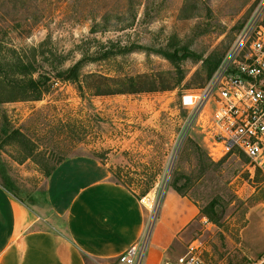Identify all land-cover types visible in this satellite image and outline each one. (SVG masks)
<instances>
[{
    "label": "rangeland",
    "instance_id": "rangeland-1",
    "mask_svg": "<svg viewBox=\"0 0 264 264\" xmlns=\"http://www.w3.org/2000/svg\"><path fill=\"white\" fill-rule=\"evenodd\" d=\"M259 13L264 14V0H0V56L9 49L31 56L36 49L40 70L49 75L56 73L51 65L68 67L86 58L84 81L99 73L159 85L111 95L84 88L83 95L77 83L54 79L39 100L0 105V129L5 112L10 126L30 139L4 145L0 140V168L14 181L15 192L37 214L53 218L45 169L73 155L98 157L113 180L135 193L150 184L141 199L154 234L166 190L178 176L198 214L176 228L157 264H175L194 241L209 264L260 258L264 177L260 171L251 176L239 152L213 159L204 121L194 124L183 102L184 95L206 85L215 59L223 60ZM106 51L113 54L101 58ZM162 83L173 86L164 90ZM30 146L34 158H24ZM1 175L0 170V181Z\"/></svg>",
    "mask_w": 264,
    "mask_h": 264
},
{
    "label": "crops",
    "instance_id": "crops-1",
    "mask_svg": "<svg viewBox=\"0 0 264 264\" xmlns=\"http://www.w3.org/2000/svg\"><path fill=\"white\" fill-rule=\"evenodd\" d=\"M47 197L53 218L40 216L0 184V264H118L143 233V201L94 156L63 160L48 178ZM197 214L194 203L168 188L145 264H157L176 228ZM54 218L62 225L52 224Z\"/></svg>",
    "mask_w": 264,
    "mask_h": 264
},
{
    "label": "built area",
    "instance_id": "built-area-1",
    "mask_svg": "<svg viewBox=\"0 0 264 264\" xmlns=\"http://www.w3.org/2000/svg\"><path fill=\"white\" fill-rule=\"evenodd\" d=\"M183 102L194 124L204 121L213 159L239 152L251 176L260 171L264 177V14L253 16L206 85L184 95ZM152 233L150 220L118 264H145ZM175 264L209 263L194 241ZM249 264H264V254Z\"/></svg>",
    "mask_w": 264,
    "mask_h": 264
},
{
    "label": "trees",
    "instance_id": "trees-1",
    "mask_svg": "<svg viewBox=\"0 0 264 264\" xmlns=\"http://www.w3.org/2000/svg\"><path fill=\"white\" fill-rule=\"evenodd\" d=\"M9 50L11 51V53L0 56V105L15 101L39 100L43 97L44 94L49 92L52 85L54 84V79L77 83L78 88L81 94L83 95L85 93L84 88L89 90V92H93L92 94L98 95L138 93L147 90H157L159 88V85L154 79L150 80L143 77L137 78L133 76L127 77L123 82V80L118 79L116 77L107 76L99 73H90L85 75V78L91 80L92 82L84 81L82 79V68L85 65V62L87 61L86 58H81L76 63L68 67L51 65L56 73L55 75H49L48 73H45L40 70V64L38 61V54L36 53V49H33L34 54H32L31 56H29L26 51L24 52L23 50ZM110 54L112 55L113 53H111V51H106L103 53L101 58L109 57ZM40 55L44 56V53L41 52ZM221 61V58L215 59V61L209 68L208 77L212 76L213 72L219 66ZM183 78V75H181L176 80L175 84H179V82L183 80ZM162 84L163 85L161 88L164 90L172 88L173 86L172 84ZM3 119L4 122L0 129V140L3 141L2 145L7 144L8 142H10V140L14 138L20 137H22V139L26 140L28 143L30 142V139L28 140L26 138L27 136L23 134L20 129L12 128L10 126L9 119L5 112L3 113ZM195 147L198 149L197 144L195 145ZM30 157L34 158L33 146L28 147L26 149V153L24 154V158ZM66 158L61 159L56 164L45 169V175L49 178L53 171L56 169V167ZM0 170L2 173V181H0V184L9 192H11L19 201H21L28 207H31L23 198H21L15 192V183L14 181H12L11 177H9L7 173L2 172L4 171L2 168H0ZM179 179L180 177L177 176L171 185L178 193L183 196H187L184 191V187L179 185L178 183ZM150 188L151 186L150 184H148L145 189L141 191V194L136 193L137 196L141 199L143 195L149 192Z\"/></svg>",
    "mask_w": 264,
    "mask_h": 264
},
{
    "label": "bare ground",
    "instance_id": "bare-ground-1",
    "mask_svg": "<svg viewBox=\"0 0 264 264\" xmlns=\"http://www.w3.org/2000/svg\"><path fill=\"white\" fill-rule=\"evenodd\" d=\"M151 206H152V204H151Z\"/></svg>",
    "mask_w": 264,
    "mask_h": 264
}]
</instances>
